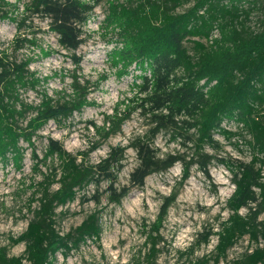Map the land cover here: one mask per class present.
<instances>
[{"label":"trees","instance_id":"1","mask_svg":"<svg viewBox=\"0 0 264 264\" xmlns=\"http://www.w3.org/2000/svg\"><path fill=\"white\" fill-rule=\"evenodd\" d=\"M101 1L28 0L19 12V0H0V19L15 23L17 31L8 46L0 48V163L11 161L20 170L24 155L20 143L25 142L32 148L33 171L40 176L29 199L32 216L21 233L0 245V264H56L57 254L66 259L87 240L99 241L98 210L67 232L57 229L56 218L59 207L77 198L99 204L103 182L108 200L119 203L131 187L142 186L154 172L180 162L185 180L193 165L208 175L213 160L231 174L233 190L225 200L228 216L218 222L217 230L198 232L174 264H264V7H259V0H193L182 11L176 9L190 0H106L100 25L113 38L108 60L117 77L132 73L135 92L118 101L112 113L103 114L102 124L88 121L97 139L86 150L72 153L60 140L47 136L42 156L36 155L33 139L49 121L65 124L95 102L89 99L88 80L76 73L78 57L73 55L70 92L56 91L60 95L54 98L43 86L50 76H39L29 67L38 55L17 59L14 54L25 45L37 46L40 56L51 54L37 43L33 16L46 18L58 45L75 51L83 42V26ZM256 9L262 16L253 29L248 22ZM190 38H197L191 40V49L185 46ZM27 91H35L39 101H27ZM134 111L147 119L146 132L90 161L89 153L118 133ZM223 122H233L237 130ZM161 131H168L170 139L182 146L191 145V155L160 154L153 139ZM216 135L237 148L242 142L250 159L208 153L206 147L221 148ZM128 147L135 151L137 164L129 173V185L117 187ZM89 186L93 189L87 194ZM176 197L177 191L164 196L155 220L145 226L140 263L156 264L162 222ZM211 236H216V243L210 253L194 256ZM244 237L250 248L227 260L228 250ZM19 243L24 244L23 252L10 254L9 248Z\"/></svg>","mask_w":264,"mask_h":264},{"label":"rangeland","instance_id":"2","mask_svg":"<svg viewBox=\"0 0 264 264\" xmlns=\"http://www.w3.org/2000/svg\"><path fill=\"white\" fill-rule=\"evenodd\" d=\"M26 1L28 0H19V12L22 10V3ZM192 3L193 0L187 1L176 10L182 11ZM106 5V0H102L95 6L88 22L83 26V42L75 51L64 50L58 45L57 36L48 30L46 18L33 16L32 29L38 31L36 34L38 45L52 52L48 56H40L37 46L25 45L14 54L17 59L25 55H38L29 67L39 76H50L43 86L54 98L60 95L56 91L70 92V74L74 68L73 55L78 57L80 63L76 73L82 79L88 80L91 90L89 99L95 102L81 112H75L65 124L49 121L33 139L38 157L43 154L47 136L60 140L72 153L86 150L91 142L97 139L93 129L87 126L88 121L102 124L103 114L112 113L118 101L132 96L135 92L132 73L117 77L116 69L109 63L107 53L112 47L110 40L113 38L107 35L100 25ZM259 7H264V0H259ZM259 10H254L248 22L253 29L257 28V21L262 16ZM16 32L15 23L0 19V48L8 46ZM26 34L30 37L29 33ZM193 39L197 38L185 41V46L189 49L192 48ZM136 73L139 71L133 74ZM24 97L32 103L39 101L35 91L25 92ZM223 126L237 130L233 122H223ZM148 128L147 119L142 117L139 111H134L124 121L118 133L102 141L97 149L89 153V160L93 162L105 156L111 146L128 145L135 136L144 134ZM216 138L220 142V150L214 151L206 147L208 153L223 158L244 161L250 159L251 153L242 142L237 148L221 136L216 135ZM20 144L24 148L23 165L20 170H17L11 161L0 163V245L8 244L10 237L17 236L25 229L32 216L28 207L29 199L36 181L40 179L33 171L35 160L31 155L32 148L25 142ZM153 145L158 148L160 154L178 152L188 156L192 152L191 145L182 146L172 141L168 131L158 133L153 139ZM122 162L117 187L129 185V173L137 164L135 151L131 147L126 149ZM40 168L45 171V167ZM262 168L264 171V166ZM106 186V182L100 186L103 192L99 204L93 201L81 202L77 198L57 209L56 227L59 231L67 232L77 226L89 212L98 210L102 233L99 241L87 240L66 259L57 254L56 264H146L144 261L140 263L141 254L145 250L147 229L145 226L155 220L162 198L177 191V197L168 208L162 222L160 234L163 239L159 244L161 252L156 261V264H174L179 252L189 246L198 232L209 227L218 229V222L228 216L225 200L233 190L230 172L215 160L208 167V175L193 165L185 180L182 179L180 162L165 171L154 172L145 178L142 186L131 187L119 203L108 200L107 193L104 192ZM92 189V186H89L87 194L92 193ZM35 205L36 202L32 203L31 208ZM240 212L245 213L246 209L242 208ZM215 243L216 236H211L208 244H202L195 250L194 256L210 253ZM249 248L248 240L244 237L228 250L226 259H235ZM23 250L24 244L19 243L11 246L9 253L18 255Z\"/></svg>","mask_w":264,"mask_h":264}]
</instances>
